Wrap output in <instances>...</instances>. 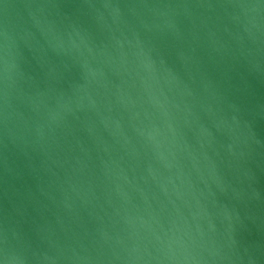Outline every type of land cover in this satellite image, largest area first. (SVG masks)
Wrapping results in <instances>:
<instances>
[{"label":"water","instance_id":"water-1","mask_svg":"<svg viewBox=\"0 0 264 264\" xmlns=\"http://www.w3.org/2000/svg\"><path fill=\"white\" fill-rule=\"evenodd\" d=\"M0 264H264V0H0Z\"/></svg>","mask_w":264,"mask_h":264}]
</instances>
